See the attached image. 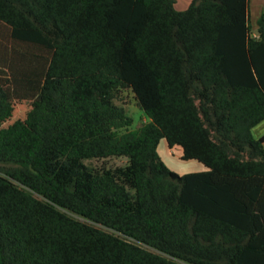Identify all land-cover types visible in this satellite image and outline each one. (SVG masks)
Segmentation results:
<instances>
[{
  "label": "trees",
  "instance_id": "obj_1",
  "mask_svg": "<svg viewBox=\"0 0 264 264\" xmlns=\"http://www.w3.org/2000/svg\"><path fill=\"white\" fill-rule=\"evenodd\" d=\"M174 5L0 0V264H264V15Z\"/></svg>",
  "mask_w": 264,
  "mask_h": 264
},
{
  "label": "rangeland",
  "instance_id": "obj_2",
  "mask_svg": "<svg viewBox=\"0 0 264 264\" xmlns=\"http://www.w3.org/2000/svg\"><path fill=\"white\" fill-rule=\"evenodd\" d=\"M192 0H175V6L174 8L179 11H184L187 9V7L190 5ZM251 31L253 32L255 29V25L251 23ZM119 103H123L128 111V114L132 117L133 123L131 126V130L137 129L142 122L146 121L145 116L143 113L134 106V100H133V95L130 91H122L119 94ZM161 144L165 145V141H161ZM179 150V147L174 146ZM176 149L172 152V155L170 154L167 159L164 158L165 160V165L172 171L170 167L174 168L175 164L181 165L184 164L187 161H182L181 158L177 157L178 152ZM159 155V154H158ZM161 156V155H160ZM161 158V157H160ZM84 165H86L88 168L91 169H100V168H105V169H113L116 167H121L126 164V159L125 158H107V159H101V160H84L83 161ZM174 172V171H173Z\"/></svg>",
  "mask_w": 264,
  "mask_h": 264
},
{
  "label": "crops",
  "instance_id": "obj_3",
  "mask_svg": "<svg viewBox=\"0 0 264 264\" xmlns=\"http://www.w3.org/2000/svg\"><path fill=\"white\" fill-rule=\"evenodd\" d=\"M248 13H249L250 27L252 26L251 23L255 25V29L252 32V34L256 35L257 21L262 15H264V0H248ZM252 136L254 139H259L262 136H264V120L252 129ZM175 149L177 150V148L175 147L170 148L167 144L163 145L160 142L157 147V152L159 156L161 155L160 157L162 161L165 162L164 158L167 159L170 154L172 155V152ZM177 151H178L176 152L177 157L181 158V154H182L181 149L179 148V150ZM173 166L175 167L174 168L170 167V168L173 169L172 171H174L178 175H184L188 173H198L206 170V168L202 164L196 161H187L184 164H181L180 166L177 164Z\"/></svg>",
  "mask_w": 264,
  "mask_h": 264
},
{
  "label": "built area",
  "instance_id": "obj_4",
  "mask_svg": "<svg viewBox=\"0 0 264 264\" xmlns=\"http://www.w3.org/2000/svg\"><path fill=\"white\" fill-rule=\"evenodd\" d=\"M254 37H256V35H253Z\"/></svg>",
  "mask_w": 264,
  "mask_h": 264
}]
</instances>
